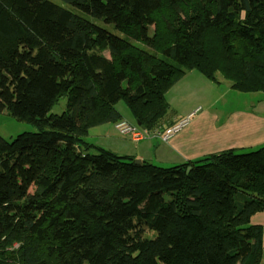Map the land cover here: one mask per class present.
<instances>
[{
    "label": "trees",
    "instance_id": "obj_1",
    "mask_svg": "<svg viewBox=\"0 0 264 264\" xmlns=\"http://www.w3.org/2000/svg\"><path fill=\"white\" fill-rule=\"evenodd\" d=\"M191 69L264 92V0H0V113L37 128L0 134V264H261L264 145L161 166L86 139L120 99L158 135Z\"/></svg>",
    "mask_w": 264,
    "mask_h": 264
},
{
    "label": "crops",
    "instance_id": "obj_2",
    "mask_svg": "<svg viewBox=\"0 0 264 264\" xmlns=\"http://www.w3.org/2000/svg\"><path fill=\"white\" fill-rule=\"evenodd\" d=\"M250 94L244 95L247 98L250 97L249 100L244 97L246 104H250L249 106L231 110V113L224 118L219 115L218 111L213 112L212 108L205 113H197L198 117L192 118L187 126L175 133L168 141H163L154 133H149L150 135L140 139L125 136V140L133 144H116L114 149L119 153L133 155L161 166L197 160L207 154L228 149L255 150L264 145V95ZM198 107L200 106H195L193 110ZM193 110H188L185 114ZM178 117L167 120L159 128L164 129L173 124ZM141 129L145 130V128ZM97 131L98 138L95 137L96 140L92 143L109 146L110 143L106 140L109 135L102 133L101 129ZM251 222L262 227L261 264H264V209L256 212L251 217Z\"/></svg>",
    "mask_w": 264,
    "mask_h": 264
},
{
    "label": "rangeland",
    "instance_id": "obj_3",
    "mask_svg": "<svg viewBox=\"0 0 264 264\" xmlns=\"http://www.w3.org/2000/svg\"><path fill=\"white\" fill-rule=\"evenodd\" d=\"M66 6L70 7L68 5ZM70 8L73 11H76L77 14L87 19L94 20V18L85 14L84 12L79 11L73 7ZM94 21L98 25L107 28L111 32L119 36H124L122 33L117 31L112 25L105 24L97 19H95ZM152 31L153 28H151L150 32L152 33ZM140 45L147 48L148 50H153L150 46H145L143 44ZM106 54L108 53L106 52ZM231 85H232L231 82L225 79L220 74L218 75V79L215 81L205 77L201 72L195 69L186 70V73L180 78V80L175 82L165 94L168 103V108L160 125H164L165 124L164 122H167V120H170L173 117L176 118L179 116L176 119V121L180 118L187 117L188 115H190V113L189 114H185V113L188 110L190 111L193 110L195 106H200V107H198L199 109L196 108L198 109V111L195 114H193L191 120L192 118L194 119L199 116V115L197 116V113L198 114L203 112L205 113L206 111H209L210 108H212L213 112L218 111L219 115L224 118L226 117L227 114L231 113V110L242 108L243 106H247V105L249 106L250 104H246V99H244V97L247 98L244 95H248V93L233 89ZM250 95L262 96L264 95V92H252ZM249 99L250 97L247 98V100ZM115 107L124 116V118L132 122H135V118L134 115L132 114L131 109L129 108V106H127V104L123 100L120 99L116 101ZM191 107L192 109H190ZM66 108H67V97H63L53 107L52 111L54 113H62L66 110ZM195 110H193V112H195ZM99 129L102 130V133H106L107 135H109L108 138L106 139L107 142L110 143L109 146H106L107 149L115 151L114 148H116L115 146L116 144H120V143L123 144L128 143L130 145L133 144L131 141L125 140V136L121 135L119 131H117V129L114 127V123L112 122H107V123L99 124L98 126L91 127L86 139L90 142L96 140L95 137L98 138L97 130ZM35 130H37V128L31 122L18 120L13 116L9 115L7 112L0 113V134L6 139H12L16 135L24 131H35ZM145 130L147 129L145 128ZM115 152L119 153L118 151ZM155 164L159 165L157 163Z\"/></svg>",
    "mask_w": 264,
    "mask_h": 264
},
{
    "label": "built area",
    "instance_id": "obj_4",
    "mask_svg": "<svg viewBox=\"0 0 264 264\" xmlns=\"http://www.w3.org/2000/svg\"><path fill=\"white\" fill-rule=\"evenodd\" d=\"M198 109H196L195 112H191L187 117L180 118L173 124L165 127V129L162 132H159L158 135L163 141H168L175 133L179 132L190 123L191 117L198 111ZM115 128L121 135L131 137L132 139H140L146 137L149 134L147 130L141 129V127L131 123L126 119H121L116 122Z\"/></svg>",
    "mask_w": 264,
    "mask_h": 264
},
{
    "label": "water",
    "instance_id": "obj_5",
    "mask_svg": "<svg viewBox=\"0 0 264 264\" xmlns=\"http://www.w3.org/2000/svg\"><path fill=\"white\" fill-rule=\"evenodd\" d=\"M137 123H138L139 125H141V122H140V121H137ZM142 128H144V127H142ZM136 162H137V163H141L142 160L138 158V159H136Z\"/></svg>",
    "mask_w": 264,
    "mask_h": 264
},
{
    "label": "bare ground",
    "instance_id": "obj_6",
    "mask_svg": "<svg viewBox=\"0 0 264 264\" xmlns=\"http://www.w3.org/2000/svg\"><path fill=\"white\" fill-rule=\"evenodd\" d=\"M124 119V118H123ZM127 120V119H126Z\"/></svg>",
    "mask_w": 264,
    "mask_h": 264
}]
</instances>
